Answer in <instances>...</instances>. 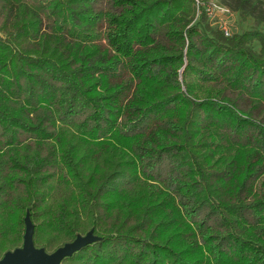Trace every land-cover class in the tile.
<instances>
[{"label": "trees", "instance_id": "1", "mask_svg": "<svg viewBox=\"0 0 264 264\" xmlns=\"http://www.w3.org/2000/svg\"><path fill=\"white\" fill-rule=\"evenodd\" d=\"M0 0V259L264 264V0Z\"/></svg>", "mask_w": 264, "mask_h": 264}, {"label": "water", "instance_id": "2", "mask_svg": "<svg viewBox=\"0 0 264 264\" xmlns=\"http://www.w3.org/2000/svg\"><path fill=\"white\" fill-rule=\"evenodd\" d=\"M24 224L26 229L22 246L12 251H5L0 264H60L63 258L72 256L78 249L96 238L90 233L85 236L79 235L73 242L66 243L54 252L46 254L43 249L35 247L32 241L33 226L29 213L24 218Z\"/></svg>", "mask_w": 264, "mask_h": 264}, {"label": "built area", "instance_id": "3", "mask_svg": "<svg viewBox=\"0 0 264 264\" xmlns=\"http://www.w3.org/2000/svg\"><path fill=\"white\" fill-rule=\"evenodd\" d=\"M194 2L197 5L198 13L201 12L199 9L202 8L211 23L217 25L226 36H231L232 30L228 24V17L234 14L231 9L219 3L218 0H194Z\"/></svg>", "mask_w": 264, "mask_h": 264}, {"label": "rangeland", "instance_id": "4", "mask_svg": "<svg viewBox=\"0 0 264 264\" xmlns=\"http://www.w3.org/2000/svg\"><path fill=\"white\" fill-rule=\"evenodd\" d=\"M228 18V24L232 31L245 30L246 28H250L256 25L253 18L245 19V21L242 22L235 14L231 15Z\"/></svg>", "mask_w": 264, "mask_h": 264}]
</instances>
